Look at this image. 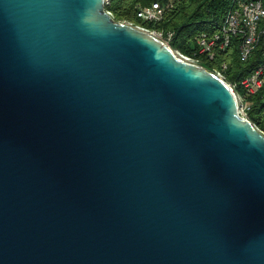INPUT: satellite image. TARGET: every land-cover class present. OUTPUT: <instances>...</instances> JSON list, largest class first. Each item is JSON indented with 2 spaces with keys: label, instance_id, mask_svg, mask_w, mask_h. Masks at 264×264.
I'll return each instance as SVG.
<instances>
[{
  "label": "water",
  "instance_id": "obj_1",
  "mask_svg": "<svg viewBox=\"0 0 264 264\" xmlns=\"http://www.w3.org/2000/svg\"><path fill=\"white\" fill-rule=\"evenodd\" d=\"M0 264H264V131L106 0H0Z\"/></svg>",
  "mask_w": 264,
  "mask_h": 264
},
{
  "label": "trees",
  "instance_id": "obj_2",
  "mask_svg": "<svg viewBox=\"0 0 264 264\" xmlns=\"http://www.w3.org/2000/svg\"><path fill=\"white\" fill-rule=\"evenodd\" d=\"M264 3V0H262ZM167 5L165 17L158 22L143 21L138 11L141 7L154 3ZM234 0H110L107 9L118 20L144 25L148 28L174 31L171 45L175 50L193 54L197 48V37L203 32L221 31L227 14ZM264 26V21L262 23ZM241 37L233 36L231 45L225 50H218L215 59L201 55L202 64L216 72L222 64L228 62L225 79L236 84L237 92L244 94L250 104L249 119L264 131V86L256 93L248 95L242 85L245 77L254 73L264 61V42H260L247 61L240 53Z\"/></svg>",
  "mask_w": 264,
  "mask_h": 264
},
{
  "label": "built area",
  "instance_id": "obj_3",
  "mask_svg": "<svg viewBox=\"0 0 264 264\" xmlns=\"http://www.w3.org/2000/svg\"><path fill=\"white\" fill-rule=\"evenodd\" d=\"M110 0H106V4ZM167 5L154 3L152 6L141 7L138 11L143 21H161L167 12ZM264 3L262 0H234L230 8L221 31L214 33L203 32L197 37V48L193 54H185L180 50L176 53L187 61L202 64L201 55H206L210 59H215L218 50L227 49L232 42L233 36L241 37L240 53L243 61H247L260 42H264ZM132 23V22H130ZM133 24V23H132ZM161 38L165 43L171 45L175 37L174 31L166 33L163 30L148 28L144 25H137ZM228 62L222 64V69L216 71L218 75L225 79V71L228 69ZM239 100L241 114L249 118L250 104L245 102L246 96L235 90L236 84L229 83ZM242 85L248 95L258 92L264 86V61L262 65L251 75L245 77Z\"/></svg>",
  "mask_w": 264,
  "mask_h": 264
},
{
  "label": "rangeland",
  "instance_id": "obj_4",
  "mask_svg": "<svg viewBox=\"0 0 264 264\" xmlns=\"http://www.w3.org/2000/svg\"><path fill=\"white\" fill-rule=\"evenodd\" d=\"M235 90H236V88H235ZM236 91H237V90H236ZM247 101H248V100L246 99L245 102H247ZM248 103H249V102H248Z\"/></svg>",
  "mask_w": 264,
  "mask_h": 264
}]
</instances>
